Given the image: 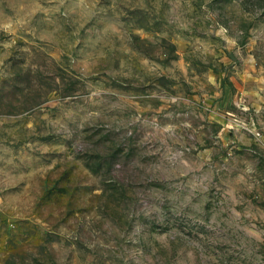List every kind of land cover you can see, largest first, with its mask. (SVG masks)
Returning <instances> with one entry per match:
<instances>
[{
    "label": "rangeland",
    "instance_id": "rangeland-1",
    "mask_svg": "<svg viewBox=\"0 0 264 264\" xmlns=\"http://www.w3.org/2000/svg\"><path fill=\"white\" fill-rule=\"evenodd\" d=\"M0 264H264V0H0Z\"/></svg>",
    "mask_w": 264,
    "mask_h": 264
}]
</instances>
